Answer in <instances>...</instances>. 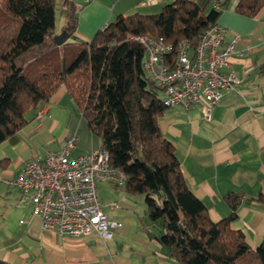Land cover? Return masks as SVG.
I'll list each match as a JSON object with an SVG mask.
<instances>
[{"label": "trees", "instance_id": "obj_1", "mask_svg": "<svg viewBox=\"0 0 264 264\" xmlns=\"http://www.w3.org/2000/svg\"><path fill=\"white\" fill-rule=\"evenodd\" d=\"M230 1L209 0L201 8L173 0L156 14L118 15L89 41L77 43L76 57L56 68L42 63L56 45L55 0H0V144L63 86L108 153L110 166L125 175L122 190L143 197L145 217L160 228L155 239L170 258L178 264H264V236L253 249L231 227L240 203L236 195L224 196L230 213L212 222L190 191L173 145L159 130L166 108L142 68L144 48L134 39L147 35L174 49L182 41L195 48ZM62 4L67 17L61 32L67 40L81 6L72 0ZM263 7L264 0H235L233 10L254 18ZM258 201L264 202V195Z\"/></svg>", "mask_w": 264, "mask_h": 264}, {"label": "crops", "instance_id": "obj_2", "mask_svg": "<svg viewBox=\"0 0 264 264\" xmlns=\"http://www.w3.org/2000/svg\"><path fill=\"white\" fill-rule=\"evenodd\" d=\"M72 1L81 6L72 36L79 43L89 41L118 15L156 14L173 0ZM190 1L203 8L209 0ZM60 2L62 27L67 9ZM234 2L222 10L216 23L226 29V37H238L235 48L243 55L231 57L227 69L241 80L238 91L225 92L209 120L200 106L188 110L175 106L165 109L158 127L173 145L190 191L206 206L212 222L230 213L225 195L239 198L231 227L240 230L254 249L264 236V202L258 201L264 195V7L248 18L234 12ZM43 111L39 120L29 113L28 124L0 144V175H17L28 160L57 149L72 134L77 137L72 156L100 149L99 138L89 131L63 86ZM121 187L100 183L104 213L121 223L112 238L102 240L94 234L60 238L43 232L40 219L31 213L29 198L0 183V260L10 264H178L156 241L161 230L147 221L143 197L128 195Z\"/></svg>", "mask_w": 264, "mask_h": 264}, {"label": "built area", "instance_id": "obj_3", "mask_svg": "<svg viewBox=\"0 0 264 264\" xmlns=\"http://www.w3.org/2000/svg\"><path fill=\"white\" fill-rule=\"evenodd\" d=\"M134 39L144 48L142 68L165 108L200 106L209 120L224 93L238 91L241 80L227 69L229 59L243 53L235 48L238 37H226V29L219 24L207 28L195 48L182 41L174 49L161 38L147 35ZM43 114L37 111L34 119ZM76 145L77 137L72 134L57 149L28 160L17 175H0V183L29 198L31 213L40 219L43 232L60 238L94 234L110 239L121 223L104 213L100 183L121 187L126 177L110 166L109 155L102 149L72 156Z\"/></svg>", "mask_w": 264, "mask_h": 264}, {"label": "rangeland", "instance_id": "obj_4", "mask_svg": "<svg viewBox=\"0 0 264 264\" xmlns=\"http://www.w3.org/2000/svg\"><path fill=\"white\" fill-rule=\"evenodd\" d=\"M62 5L60 0H55V28H54V36L55 40L58 36H60L59 32L61 31V25L63 22V14L61 13ZM66 45H55V48L53 49V52L47 53L43 58L42 63L48 64L56 68H61L63 61L66 63H69L72 61L77 53L79 52V46L77 43L74 42L72 38H69L65 41ZM72 43V44H68Z\"/></svg>", "mask_w": 264, "mask_h": 264}, {"label": "water", "instance_id": "obj_5", "mask_svg": "<svg viewBox=\"0 0 264 264\" xmlns=\"http://www.w3.org/2000/svg\"><path fill=\"white\" fill-rule=\"evenodd\" d=\"M67 36L65 33H62L60 36L57 37V39L55 40V44L56 45H61L62 43L65 42Z\"/></svg>", "mask_w": 264, "mask_h": 264}]
</instances>
